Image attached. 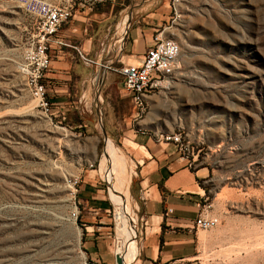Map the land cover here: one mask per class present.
<instances>
[{
    "label": "rangeland",
    "instance_id": "1",
    "mask_svg": "<svg viewBox=\"0 0 264 264\" xmlns=\"http://www.w3.org/2000/svg\"><path fill=\"white\" fill-rule=\"evenodd\" d=\"M128 22L118 23L119 36ZM35 26L9 0H0V264H90L86 238L115 264L131 241L139 249L145 227L130 181V142L118 123H107L115 102L106 101L103 90L99 102L61 105L68 113L50 115L53 105L41 112L18 73ZM118 35L115 25L110 54L119 46ZM164 37L179 44L180 55L173 76L152 97L149 115L165 131L182 133L191 170L205 168L201 204L220 221L214 229L197 230L192 264H264V0H181L180 18ZM90 68L91 88L97 67ZM43 84L51 102L56 87ZM111 125L107 132L114 135L103 138ZM107 143L118 158L110 166L114 188L122 189L128 203L122 226L101 169L107 166ZM89 174L113 206L91 224L79 201ZM75 179L81 223L69 216ZM130 229L136 234L125 240Z\"/></svg>",
    "mask_w": 264,
    "mask_h": 264
},
{
    "label": "crops",
    "instance_id": "2",
    "mask_svg": "<svg viewBox=\"0 0 264 264\" xmlns=\"http://www.w3.org/2000/svg\"><path fill=\"white\" fill-rule=\"evenodd\" d=\"M169 2L98 0L92 8H77L73 18L62 25L54 39L63 41L68 47L56 44L51 46V67L43 79L56 87L50 99L56 109L55 113L62 115L69 112L62 111L61 105L72 108L80 101L88 105L91 99L98 102L100 99L98 93V100L95 98L92 84L91 88L88 86L93 69L84 66L69 46L79 47L85 55L105 65L118 66L119 58L126 64H138L145 51L152 46L155 34L169 21ZM126 11H129L128 15L122 16ZM123 17L129 22L124 37H121L117 33V25L122 19L124 21ZM115 25L118 35L116 41L120 43L110 54L111 44L108 42L112 39V28ZM100 72V94L101 90L105 91L106 101L115 102L113 113L106 121L118 123L116 126L128 138L123 139L130 142L128 146L134 161L135 170L130 181L136 208L141 218L145 219L137 262L192 264L198 234L192 227V221L205 209L201 204L205 194L201 184L206 176L205 168L191 170L189 161L181 157L175 145L155 141L154 134L168 131L163 129L153 115H149L150 112L134 123V107L130 95L122 87L121 76L100 67L96 68L95 76L98 77ZM152 97L149 98V108L152 107ZM137 127L143 133H136ZM107 128H112V125L103 130V138L114 135L109 134ZM93 181L90 174L85 176L79 192V201L88 224L93 219L90 213L92 209H96L99 215L107 213L111 206L103 196L104 190L94 189ZM86 239L85 249L90 256V264L114 263L109 253L101 254L97 242L92 238Z\"/></svg>",
    "mask_w": 264,
    "mask_h": 264
},
{
    "label": "built area",
    "instance_id": "3",
    "mask_svg": "<svg viewBox=\"0 0 264 264\" xmlns=\"http://www.w3.org/2000/svg\"><path fill=\"white\" fill-rule=\"evenodd\" d=\"M18 7L24 14L35 21L34 34L30 43L25 47L18 73L22 76L24 86L31 97L36 101L37 107L43 114L51 111L52 103L47 98L46 88L43 79L51 67L50 49L53 44L67 46L63 41L54 40L62 25L68 23L77 8H92L98 0H9ZM181 0H170V21L169 25L163 27L153 37V44L149 47L138 64H126L119 58V65H105L93 58L88 57L77 46L71 47L86 67L95 66L103 70H110L117 73L122 78V87L130 95L132 106L134 107L133 122L142 120L149 112V98L158 93L163 82L173 76L177 68V60L180 55L179 44L170 37H164L165 31L171 28L176 19L180 18ZM95 76L91 80L94 87L95 98L98 93L101 100L100 88H96ZM98 100V99H97ZM50 115H56L50 112ZM136 133H143L138 127ZM154 139L158 143L173 144L177 147L181 157L188 160L191 150L180 131L159 132L154 134ZM77 179L71 184L74 191L70 198V219L75 223L79 218V201L76 198ZM112 206V204L110 203ZM113 207V206H112ZM171 210L168 211L170 213ZM91 216H98V211L92 209ZM165 214V216L168 215ZM81 223V219L79 221ZM219 219L211 216L204 209L192 221V227L197 231H208L219 225ZM83 225V224H82ZM145 225V222H144ZM87 230V228H86ZM115 255V254H114ZM138 257V254H137ZM137 261V260H136Z\"/></svg>",
    "mask_w": 264,
    "mask_h": 264
},
{
    "label": "bare ground",
    "instance_id": "4",
    "mask_svg": "<svg viewBox=\"0 0 264 264\" xmlns=\"http://www.w3.org/2000/svg\"><path fill=\"white\" fill-rule=\"evenodd\" d=\"M121 22L122 21H120L119 25L122 24ZM114 159H115V161L118 159L117 155H116V149L114 148L112 143L111 144L107 143L105 153H104V160L107 163V166L105 165L106 167L101 168V169H103V173H104L103 177H104L105 181H107L110 184L111 200L117 207V220L120 223V226H122L126 222V217L129 216V213H128L129 210H127V208H128L127 204L128 203H127V198L125 196V193L121 192L122 189H121V191L115 189L114 188L115 184L113 185V182H114L113 181V179H114L113 171L114 170H111L110 166L112 164V160H114ZM106 163H104V164H106ZM133 234H136V231H134L133 229L128 230L125 233V236H126L125 240L130 239V236L131 235L133 236ZM137 253H138L137 245L131 241L130 245H128L127 251L125 248H123V250L122 249L119 250L118 257L121 259V264H130L132 259L137 258Z\"/></svg>",
    "mask_w": 264,
    "mask_h": 264
},
{
    "label": "water",
    "instance_id": "5",
    "mask_svg": "<svg viewBox=\"0 0 264 264\" xmlns=\"http://www.w3.org/2000/svg\"><path fill=\"white\" fill-rule=\"evenodd\" d=\"M107 138V137H105ZM115 264H121V259L115 255Z\"/></svg>",
    "mask_w": 264,
    "mask_h": 264
},
{
    "label": "trees",
    "instance_id": "6",
    "mask_svg": "<svg viewBox=\"0 0 264 264\" xmlns=\"http://www.w3.org/2000/svg\"><path fill=\"white\" fill-rule=\"evenodd\" d=\"M80 223V222H79Z\"/></svg>",
    "mask_w": 264,
    "mask_h": 264
}]
</instances>
